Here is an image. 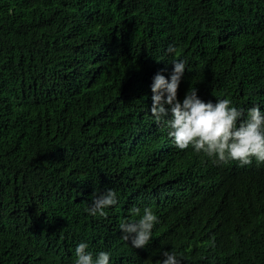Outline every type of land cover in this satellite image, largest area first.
<instances>
[{
	"label": "trees",
	"instance_id": "16d2710c",
	"mask_svg": "<svg viewBox=\"0 0 264 264\" xmlns=\"http://www.w3.org/2000/svg\"><path fill=\"white\" fill-rule=\"evenodd\" d=\"M174 59L178 98L264 108V0H0V264H74L81 241L110 264H264V162L180 150L149 112ZM95 188L117 192L104 217ZM133 206L158 217L144 248L119 230Z\"/></svg>",
	"mask_w": 264,
	"mask_h": 264
},
{
	"label": "clouds",
	"instance_id": "9594fccd",
	"mask_svg": "<svg viewBox=\"0 0 264 264\" xmlns=\"http://www.w3.org/2000/svg\"><path fill=\"white\" fill-rule=\"evenodd\" d=\"M168 51L171 53L174 49L169 48ZM186 68L183 59H174L167 76L164 74L167 69L153 75L149 86V112L153 121L166 124L167 135L176 148H191L196 154L212 158L214 163L234 161L244 166L253 159L264 162V108L255 104L243 109L232 106L227 98L205 101L196 88L188 89L182 99L178 98ZM117 200L115 190L95 188L85 211L93 217H104L106 209L116 205ZM129 216L132 218L119 223L123 238L135 249L146 247L158 223L157 215L150 207L141 211L133 206ZM74 256V264H110L108 251L93 253L86 241L76 245ZM161 257V264H181L178 254L166 248L161 250Z\"/></svg>",
	"mask_w": 264,
	"mask_h": 264
}]
</instances>
